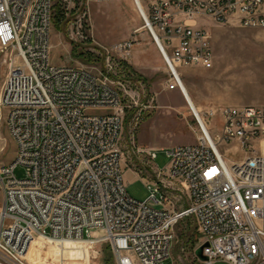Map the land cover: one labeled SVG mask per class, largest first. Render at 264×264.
I'll list each match as a JSON object with an SVG mask.
<instances>
[{"label": "built area", "instance_id": "obj_1", "mask_svg": "<svg viewBox=\"0 0 264 264\" xmlns=\"http://www.w3.org/2000/svg\"><path fill=\"white\" fill-rule=\"evenodd\" d=\"M134 1L166 65L167 91L183 96L182 69H212L215 60L210 33L188 20L264 29V0ZM53 18L54 0H0V54L9 67L0 124L5 112L16 146L15 159L0 168V264H30L37 238L106 245L114 259L106 264H162L177 227L190 221L202 239L194 247L200 264H264V109H223L215 137L194 115L196 144L169 148L166 170L153 169L154 151L139 150L156 177L145 176L151 194L138 202L122 169L131 95L102 72L55 65ZM135 43L117 50L129 54ZM93 109L106 111L90 115ZM221 144L245 159L228 163ZM17 166L26 171L22 179Z\"/></svg>", "mask_w": 264, "mask_h": 264}, {"label": "rangeland", "instance_id": "obj_2", "mask_svg": "<svg viewBox=\"0 0 264 264\" xmlns=\"http://www.w3.org/2000/svg\"><path fill=\"white\" fill-rule=\"evenodd\" d=\"M55 5H59L60 10L54 12L51 29L52 62L102 72L131 95L121 140L122 169L127 193L134 200L144 202L151 194L146 177L156 176L144 165L148 164L147 159L135 153L154 151L157 158L152 164L153 169L166 170L170 163L166 154L169 148L196 144L197 132L192 127L198 129V126L194 114L183 94L167 91V68L165 65L157 67L154 53L157 45L143 28L144 21L134 0H54ZM195 21L211 35L214 66L212 69L183 68L182 79L215 137L223 126L220 116L223 109H264V29L219 25L202 16ZM134 39L136 43L129 54L118 52L119 44ZM161 62L164 64L162 58ZM8 73L9 67L3 63L0 54V94ZM105 111L93 109L88 113L101 115ZM219 151L228 163L245 159L239 149L225 144L219 146ZM15 152L4 112L0 124V168L14 160ZM15 175L22 179L26 171L17 166ZM2 184L0 178V213ZM201 242L194 222L180 224L175 231L170 258L162 264H200L195 258L194 247L200 246ZM27 259L30 264H87L94 261L106 264L114 261L106 245L87 241L55 244L41 239L33 241Z\"/></svg>", "mask_w": 264, "mask_h": 264}, {"label": "bare ground", "instance_id": "obj_3", "mask_svg": "<svg viewBox=\"0 0 264 264\" xmlns=\"http://www.w3.org/2000/svg\"><path fill=\"white\" fill-rule=\"evenodd\" d=\"M135 4H136V3H135ZM136 7H137V9H138V11H139V13H140V8L137 6V4H136ZM188 21H189V20H188ZM188 21H187V22H188ZM188 23H189V22H188ZM184 98H185V100L187 101V103L189 104V106H190V108H191L193 114H194L195 116H197V117L203 122V119H202V117H201V115H200V113H199V110H198L197 107L195 106V104H194V102H193V100H192L190 94L187 92L186 88H185V95H184ZM37 239H41V240H44V241H49V240L44 239V238H37ZM35 240H36V239H35ZM35 240H34V241H35ZM49 242H50V241H49ZM71 242H80V241H67V242H62V243H60V244H67V243H71Z\"/></svg>", "mask_w": 264, "mask_h": 264}, {"label": "crops", "instance_id": "obj_4", "mask_svg": "<svg viewBox=\"0 0 264 264\" xmlns=\"http://www.w3.org/2000/svg\"><path fill=\"white\" fill-rule=\"evenodd\" d=\"M189 22H192V23H194V24H198V22L199 21H194V20H192V21H189ZM154 53H155V56H156V61H157V67L158 68H163L164 67V65H165V63H164V61H163V63L164 64H162V62H161V55H160V53H159V50H158V48L157 47H155L154 48ZM163 60V59H162ZM165 67H166V65H165ZM198 110H199V113H200V109L199 108H197ZM15 156H16V152H15ZM15 159V158H14ZM3 185V184H2ZM2 189H3V202H2V208H1V212L3 211V209H4V206H5V196H4V188L2 187Z\"/></svg>", "mask_w": 264, "mask_h": 264}, {"label": "water", "instance_id": "obj_5", "mask_svg": "<svg viewBox=\"0 0 264 264\" xmlns=\"http://www.w3.org/2000/svg\"><path fill=\"white\" fill-rule=\"evenodd\" d=\"M202 252H203V248H200V249L196 252V255H197V257H198L200 260L205 261L206 258L203 257Z\"/></svg>", "mask_w": 264, "mask_h": 264}, {"label": "trees", "instance_id": "obj_6", "mask_svg": "<svg viewBox=\"0 0 264 264\" xmlns=\"http://www.w3.org/2000/svg\"><path fill=\"white\" fill-rule=\"evenodd\" d=\"M56 10H60V6H59V5H55V6H54V12H55ZM200 238H201V237H200Z\"/></svg>", "mask_w": 264, "mask_h": 264}]
</instances>
